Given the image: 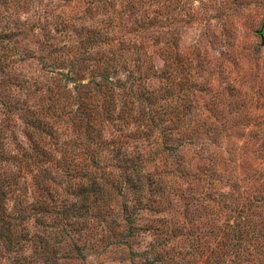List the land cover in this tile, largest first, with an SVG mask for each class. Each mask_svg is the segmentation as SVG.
Segmentation results:
<instances>
[{"label": "rangeland", "instance_id": "rangeland-1", "mask_svg": "<svg viewBox=\"0 0 264 264\" xmlns=\"http://www.w3.org/2000/svg\"><path fill=\"white\" fill-rule=\"evenodd\" d=\"M263 20L264 0H0V264H264ZM106 74L124 85L75 109Z\"/></svg>", "mask_w": 264, "mask_h": 264}, {"label": "trees", "instance_id": "trees-1", "mask_svg": "<svg viewBox=\"0 0 264 264\" xmlns=\"http://www.w3.org/2000/svg\"><path fill=\"white\" fill-rule=\"evenodd\" d=\"M95 43H96V41H92V44H90V46H93V44L95 45ZM97 45V44H96ZM104 72L105 73H109V69L108 68H104ZM69 79H71V78H69ZM71 81V80H70ZM90 84H93V86L94 87H92V88H89V86H90ZM116 84V83H115ZM114 84V82H112L111 80H109L108 79V75L106 74L105 76H102L101 77V79L98 81V82H96V83H92V82H89V83H87V84H77L78 86H80V88L81 89H79L78 90V87H74V90L76 91V89H77V92L78 93H81V94H83V93H85L83 96H75V97H73L72 96V93L70 92H66L67 94H68V96H69V98L70 99H72V100H77L78 101V99H82L81 100V102L80 103H77V101L75 102V105H76V108L75 109H78V108H85V106H87L88 105V102L86 101L87 99L85 98V95L90 91V90H93L94 92H101L102 90L104 91V92H113L114 90H115V88L117 87V86H123L124 85V82H121V81H118V84H117V86ZM95 87H99V90H97V88H95ZM122 88V87H121ZM80 95V94H79ZM127 100H129V99H127ZM108 101H110L109 100V98H108ZM85 102H87V104L85 103ZM127 103H129V102H127ZM131 103L132 104H134L135 103V101L132 99V101H131ZM125 104V103H124ZM72 105H74L73 104V102L72 101H68L67 102V104H66V106L64 107L66 110L68 109L69 110V112L70 113H72L71 111L73 110V108H72ZM104 105V104H103ZM101 107H103V109L106 111V113H109L110 115H111V111L112 110H114L115 109V104L114 103H112V105H109V102H108V105L107 106H101ZM112 108V109H111ZM75 109H74V111H75ZM73 111V112H74ZM117 120H119L118 118H117ZM45 126V124H42V126ZM44 126H43V128H44ZM46 129V128H45ZM165 130H166V128H165ZM168 135H170V134H168ZM182 138H183V136L182 135H180ZM82 155H88V153H87V151H86V149H83L82 150ZM70 154H72V152H70ZM79 157V156H78ZM70 158V157H69ZM71 167H76V166H74V164H68L67 165V168L68 169H70ZM127 168L125 167V170H126ZM71 170H73V168H71ZM126 179H130V176H127V178ZM254 197V196H253ZM254 201L256 202V207L257 208H260V215L262 214L263 216H264V195H262V196H255L254 197ZM240 209V212L242 211V207H240L239 208ZM72 210V209H71ZM71 213H73V212H71ZM70 213V214H71ZM3 225H4V223H3ZM3 225H2V230H3V232H5V234H6V236L7 235H9V227H6V228H4L3 227ZM238 238H239V240H242L243 239V236H242V234H238ZM249 241H252V239H250ZM255 242H253V244H254ZM251 245V242H249V246ZM261 248H263L264 249V244L263 245H261Z\"/></svg>", "mask_w": 264, "mask_h": 264}, {"label": "water", "instance_id": "water-1", "mask_svg": "<svg viewBox=\"0 0 264 264\" xmlns=\"http://www.w3.org/2000/svg\"><path fill=\"white\" fill-rule=\"evenodd\" d=\"M261 36H262V38L264 40V20H263V26H262V30H261Z\"/></svg>", "mask_w": 264, "mask_h": 264}]
</instances>
